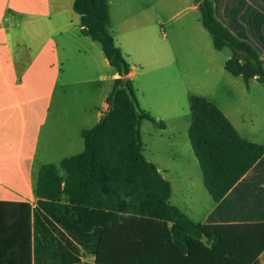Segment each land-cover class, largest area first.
Here are the masks:
<instances>
[{
	"label": "trees",
	"instance_id": "trees-1",
	"mask_svg": "<svg viewBox=\"0 0 264 264\" xmlns=\"http://www.w3.org/2000/svg\"><path fill=\"white\" fill-rule=\"evenodd\" d=\"M197 1L215 49L232 51L225 70L247 84L264 83L259 50L218 19L213 0ZM73 9L81 34L101 45L119 77L108 109L82 131L84 150L40 165L36 206L7 210L21 221L17 234H26L30 246L33 230L35 256L55 254L56 264H79L81 256L94 257L83 264H260L264 222L203 224L170 202L171 182L145 157L141 136L142 121L165 122L139 104L127 77L131 65L110 29L109 0H74ZM190 110V142L205 186L219 202L264 155V144L243 137L204 96L192 95ZM27 255L23 264H31L30 250Z\"/></svg>",
	"mask_w": 264,
	"mask_h": 264
},
{
	"label": "crops",
	"instance_id": "crops-1",
	"mask_svg": "<svg viewBox=\"0 0 264 264\" xmlns=\"http://www.w3.org/2000/svg\"><path fill=\"white\" fill-rule=\"evenodd\" d=\"M213 1L218 19L238 37L250 39L246 33L248 26L244 24V11H255L253 19L259 23L256 17L264 0ZM73 3L74 0H0V264H23L28 257V250L31 252V264H56L59 260L55 254L48 258L39 255L37 258L33 230L31 245L28 246L24 242L26 234H17L20 219L7 210L23 208L19 205L21 203L31 208L36 206L38 198L34 186L37 172L40 165L52 163L38 162L37 155L41 130L49 117L61 74L58 39L75 31L85 36L81 34L80 16L73 9ZM109 4L110 29L124 53L122 43L117 38L118 32H127L134 37L137 34L143 36L152 5L146 0H130L126 3L127 18L116 22L113 0H109ZM193 6L199 9V2L195 0ZM142 42L140 38L138 45H142ZM103 62L112 68L106 57ZM146 63L159 64L161 72L163 67L171 66L166 56L149 55ZM134 69L131 66L127 75L131 80L136 75ZM112 70L110 79L113 82L119 74ZM168 90H172L171 86H168ZM108 95L101 108H97L95 120L91 124H83L81 133L84 129L92 128L108 109ZM165 101L170 105L173 103L172 99ZM225 114L243 137L264 144L263 140L245 136L232 118ZM153 125L152 136L159 132L156 128L162 132L168 130L166 122L164 127L155 123ZM142 128L143 122L141 136ZM156 141L158 139L151 140L153 147L148 156L143 142V153L171 182L170 202L190 218L203 224L264 222V155L219 202H215L207 188L209 195L197 187H201L204 182L199 171L195 167L176 169L178 165L174 156L167 162L162 161L157 154L159 148L154 147ZM263 257L264 252L260 256V264ZM84 260L94 261V257L81 256L79 264H83Z\"/></svg>",
	"mask_w": 264,
	"mask_h": 264
},
{
	"label": "rangeland",
	"instance_id": "rangeland-1",
	"mask_svg": "<svg viewBox=\"0 0 264 264\" xmlns=\"http://www.w3.org/2000/svg\"><path fill=\"white\" fill-rule=\"evenodd\" d=\"M128 1L113 0L116 22L127 18ZM146 1L152 6L144 35L134 37L119 31L117 37L128 62L135 67L132 81L136 91L140 88L137 92L140 106L168 125L166 132L156 128L159 132L152 136L153 123L142 121L145 154L148 156L153 147L151 140L158 139L154 147L159 148L157 154L162 161L167 162L174 156L176 169L195 167L204 181L189 138L191 96L208 98L232 118L245 136L264 141V83L251 79L247 84L242 76L225 70L232 51L229 47L215 49L211 33L201 22L199 9L193 6L195 0ZM244 12L246 33L251 37L247 40L264 57V2L256 17L259 23L253 19L255 11ZM78 33L58 39L61 74L49 117L41 130L38 162L59 164L65 157L82 152L81 128L95 120L97 108H101L113 87L110 79L113 70L103 62L101 45ZM140 38L143 42L139 46ZM149 55L166 56L171 66L163 67L161 72L159 64L146 63ZM180 88L184 90L181 92ZM165 99H172L173 103L167 104ZM197 187L209 195L204 182Z\"/></svg>",
	"mask_w": 264,
	"mask_h": 264
}]
</instances>
